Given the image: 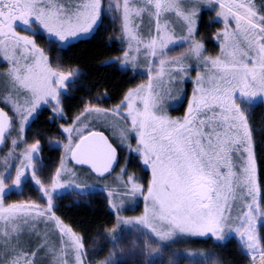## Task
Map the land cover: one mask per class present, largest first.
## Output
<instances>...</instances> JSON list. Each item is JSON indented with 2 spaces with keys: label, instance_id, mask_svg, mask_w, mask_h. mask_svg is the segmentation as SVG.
<instances>
[{
  "label": "rangeland",
  "instance_id": "rangeland-1",
  "mask_svg": "<svg viewBox=\"0 0 264 264\" xmlns=\"http://www.w3.org/2000/svg\"><path fill=\"white\" fill-rule=\"evenodd\" d=\"M155 1L0 0V106L13 121L0 156V264H220L213 254L177 247L189 238H234L250 264H264L247 119L264 103V0H209L228 26L215 46L194 40L195 14ZM199 6L185 2L187 11ZM102 23L124 48L118 67L138 84L110 108L82 99L70 121L61 103L73 97L82 71L62 66L57 49L91 39ZM44 109L64 122L46 138L60 155L51 169L36 154L31 129ZM92 131L123 156L102 182L72 163ZM60 197L105 199L117 221L111 240L99 233L85 247L56 216Z\"/></svg>",
  "mask_w": 264,
  "mask_h": 264
},
{
  "label": "trees",
  "instance_id": "trees-1",
  "mask_svg": "<svg viewBox=\"0 0 264 264\" xmlns=\"http://www.w3.org/2000/svg\"><path fill=\"white\" fill-rule=\"evenodd\" d=\"M103 23L100 24L91 39L79 40L64 49H57L59 62L62 66L67 69L78 68L82 71L80 85L73 97H68L63 101L64 112L70 121L76 117L82 99L97 102L110 108L121 103L126 94L138 84L137 78L135 79L129 70H121L118 67L116 60L121 56L124 48L115 35L110 34L109 26L107 27ZM50 117V110H42L31 125L33 132L40 135L58 133L59 124L50 122ZM247 119L254 141L259 186L264 208V103H259L253 107L249 111ZM44 155L50 168L60 156L58 151H51ZM122 159L123 156H121V164ZM132 171L137 173L141 169ZM85 172L87 173V171ZM141 174L144 183H146L148 180L146 172L143 171ZM89 175L99 182L113 176L102 180ZM54 212L74 233L81 236L85 247L99 233L104 234L106 239L110 241L112 238L110 233L117 226L116 216L109 210L107 201L102 198H93L89 202L76 204L71 198L60 197L55 200ZM177 247H180L182 251L194 252L197 255L213 254L220 264H250L249 259L240 253L234 238L226 243L215 242L212 238H189L177 244Z\"/></svg>",
  "mask_w": 264,
  "mask_h": 264
},
{
  "label": "water",
  "instance_id": "water-1",
  "mask_svg": "<svg viewBox=\"0 0 264 264\" xmlns=\"http://www.w3.org/2000/svg\"><path fill=\"white\" fill-rule=\"evenodd\" d=\"M68 78H63L67 81ZM13 128L9 114L0 107V155ZM121 156L118 148L103 132L92 131L84 136L75 151L72 162L77 168L90 171L98 179L112 176L118 169Z\"/></svg>",
  "mask_w": 264,
  "mask_h": 264
},
{
  "label": "flooded vegetation",
  "instance_id": "flooded-vegetation-1",
  "mask_svg": "<svg viewBox=\"0 0 264 264\" xmlns=\"http://www.w3.org/2000/svg\"><path fill=\"white\" fill-rule=\"evenodd\" d=\"M155 2H157V4H158V0H156ZM165 2H167L168 4H172V5L174 4L175 7L181 11L182 15H188L191 13L193 15L195 14V19H196L195 25L197 26V29H196L197 30V33H196L197 37L194 40L196 42H198L201 45H211V46L214 45L215 46L217 44H220L223 41V38H222L223 34L221 31L228 26H226V23L219 20L220 18H218L217 13H218V10H220V7L216 6L215 3H213L209 0H199L200 6L198 9L193 10V11H187L186 7H185L186 0H166ZM164 5H165V3H164ZM212 7H216V8H214L215 10L214 9L212 10L211 9ZM164 10H165L164 13H166V15H169L168 14V12H169L168 8H166ZM174 17H176V14L174 15ZM181 25H183V24L181 23ZM22 26L25 27L24 28L25 30L28 29V26L26 24L23 23ZM183 27H184L185 35L187 36L186 28L184 25H183ZM61 105L63 108V103H61ZM48 110H50V109H48ZM63 110H64V108H63ZM50 112H51V117H50L49 121L52 123H55V122L58 123L59 124V132H60V129L64 123L62 121L63 119L58 118V116H56L54 114L53 110H50ZM64 115H66L65 112H64ZM12 130H13V128H12ZM51 135H53V134H50V135H47V134L40 135L38 133L35 134V150H36L35 152L40 157L42 156V159L44 160L43 162H45L46 164H47V162H46L44 154L49 153L51 151H58V150L49 149L46 146V138H47V136H51ZM82 138H81V140H82ZM81 140H80V142H81ZM80 142H79L78 146L80 145ZM6 146H7V140H6V144H5L3 151L6 149ZM78 146H77V148H78ZM77 148L75 149V151L77 150ZM46 150H47V152H45ZM3 151H2V153H3ZM75 151H74V153H75ZM120 156H122L121 152H120ZM72 158H73V156H72ZM120 165H121V161H120ZM74 167L77 170H81L84 172L87 171V173L94 176L90 171H88L86 169L77 168L76 166H74ZM72 201L76 204H79L81 202V201H76L73 199H72ZM86 202H89V201H86Z\"/></svg>",
  "mask_w": 264,
  "mask_h": 264
}]
</instances>
